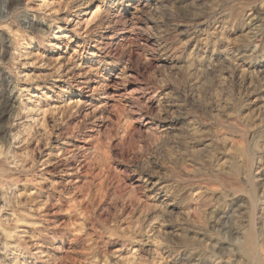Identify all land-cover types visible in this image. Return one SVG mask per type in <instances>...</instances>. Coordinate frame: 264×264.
<instances>
[{
	"label": "rangeland",
	"instance_id": "obj_1",
	"mask_svg": "<svg viewBox=\"0 0 264 264\" xmlns=\"http://www.w3.org/2000/svg\"><path fill=\"white\" fill-rule=\"evenodd\" d=\"M86 1L0 0V264H264V0Z\"/></svg>",
	"mask_w": 264,
	"mask_h": 264
},
{
	"label": "bare ground",
	"instance_id": "obj_2",
	"mask_svg": "<svg viewBox=\"0 0 264 264\" xmlns=\"http://www.w3.org/2000/svg\"><path fill=\"white\" fill-rule=\"evenodd\" d=\"M201 1V0H200ZM16 2V1H15ZM91 1L88 0L84 3H80V7L83 6V9H81L80 11H83L84 9H86L87 7H89ZM13 5L15 6V4L13 3ZM129 5H132L131 3L127 4V6ZM140 6L139 5H135V9L139 8ZM56 8V7H55ZM16 9V8H15ZM53 9V8H51ZM139 10V9H138ZM98 9L95 13V15H98ZM204 36V35H203ZM115 35H112L111 38H114ZM205 37V36H204ZM110 38V39H111ZM204 39V38H203ZM207 41V40H206ZM203 42V41H202ZM28 45V44H27ZM35 47V46H34ZM56 48V47H53V49ZM204 48V47H203ZM215 48V47H214ZM29 54V55H28ZM26 53L25 54V60L24 62L21 61V63L23 65H29L30 67H32L33 69L36 68V71H34V73L30 76V78H34L36 77L35 80H31L29 79L27 82L28 83H33L34 84V91H31L30 94H32L31 97H39L38 94H35L36 91H41V90H44L46 88L50 89L52 87V85H49V80H52L54 76V73L51 72L52 71V68L53 69H56L59 70L61 69L62 65H63V59L64 57L59 55L58 57H54V56H51L50 58L45 56L44 53H34L33 52H30V53ZM2 57L5 56L4 53L1 54ZM32 55V56H30ZM45 57V58H44ZM229 57V56H228ZM51 67V68H50ZM33 71V70H32ZM55 71V72H56ZM244 73V72H243ZM57 74V73H56ZM73 91V90H72ZM10 102H12V99H10ZM12 107H15V104H14V101L12 102ZM0 106H1V102H0ZM75 106L74 105H68L66 107H61V106H53V107H47L44 109L43 113H44V116L42 118V128L43 129H46V126H47V123H46V113L50 114L52 118H54L55 122H57L58 120H60V124L61 125L65 118L69 116V114L72 112L73 108ZM14 111V110H13ZM7 115V114H6ZM1 116L0 118L2 119L3 117V120L2 121H5V120H8V117L7 116ZM60 115V118H57V116ZM248 115V114H247ZM4 123V122H3ZM10 124V123H9ZM2 128H3V136L2 137V140H1V146H0V178L1 180L3 181H6L7 183H13V184H16L19 180H18V177L17 178H13L12 176L13 173H8L6 167H5V163H6V159L7 158V154H6V144L5 142L7 140H5V132H6V128H7V125L2 124ZM31 128V127H30ZM33 128V126H32ZM28 131V130H27ZM42 134V133H41ZM45 135V134H44ZM48 138V136H47ZM44 138L40 139L42 141V143L44 142L43 141ZM43 145H46L48 146L47 149H48V153H47V157H46V160L43 162L44 164H49L51 165L52 167H54L56 164H53V161L55 160V158L58 156L57 153L58 151L56 150V148L54 146H52L51 143H43ZM42 145V146H43ZM246 155V154H245ZM103 156V155H102ZM104 158L105 157H98L97 158V161H96V165L97 166H100V165H103L105 164L104 162ZM30 159V161H32V163H36L35 161V158L33 157V155L31 154L30 151H26V152H22V153H17L16 156H15V164L16 166L18 167V164L20 163V166L19 168L15 169L16 171H26V167H27V162L28 160ZM3 160V161H2ZM89 161V160H88ZM3 162V163H2ZM246 163V162H245ZM55 168V167H54ZM243 170V169H242ZM17 181V182H16ZM143 181H145L143 179ZM147 181V180H146ZM43 185L42 184H39L37 189H43ZM162 208V207H161ZM177 208V206L175 204H172V203H164L163 205V208L161 209L160 213H159V216L157 217V222L156 224L152 227V231L154 230V233H163L165 228H166V225L164 224L165 223V219L166 217H169L171 212ZM178 221V219H177ZM177 229V228H176ZM250 229V228H249ZM248 230V229H247ZM252 230V229H251ZM245 231L244 232V239L246 241V243L248 244L251 252L255 251V245H254V242H255V235H254V232L253 231ZM5 231L6 233L11 237L12 236V232H13V229L10 228V227H5ZM180 231V229H179ZM178 232V231H176ZM239 240V239H238ZM155 247V246H154ZM152 249V248H151ZM263 250V249H262ZM131 258V257H130ZM255 258V257H254ZM131 260H133V258H131ZM254 264H261L260 260L257 258L254 262Z\"/></svg>",
	"mask_w": 264,
	"mask_h": 264
}]
</instances>
